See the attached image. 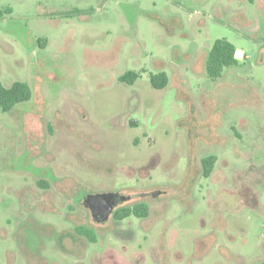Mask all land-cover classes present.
I'll use <instances>...</instances> for the list:
<instances>
[{
  "label": "rangeland",
  "instance_id": "374dc122",
  "mask_svg": "<svg viewBox=\"0 0 264 264\" xmlns=\"http://www.w3.org/2000/svg\"><path fill=\"white\" fill-rule=\"evenodd\" d=\"M219 39L240 60L210 79ZM15 82L31 98L0 108V264H264V0H0ZM104 193L147 215L97 224L81 201Z\"/></svg>",
  "mask_w": 264,
  "mask_h": 264
},
{
  "label": "trees",
  "instance_id": "16d2710c",
  "mask_svg": "<svg viewBox=\"0 0 264 264\" xmlns=\"http://www.w3.org/2000/svg\"><path fill=\"white\" fill-rule=\"evenodd\" d=\"M235 47L225 39L216 40L208 52L205 62L206 75L210 79L221 77L224 68L236 65ZM138 79V74L128 72L120 77V81L128 85L134 83ZM150 82L153 88L162 89L167 85V77L164 73L152 75ZM31 98V89L24 82H15L9 88L4 87L0 83V108L3 112L11 110L15 105L26 102ZM202 175L207 178L211 174L215 164L216 157L210 156L201 160ZM147 206L144 204L136 205L133 208H124L117 211L114 215L115 220H123L130 215L138 218H143L147 215ZM79 231L89 240H94V237L86 230L80 228Z\"/></svg>",
  "mask_w": 264,
  "mask_h": 264
},
{
  "label": "water",
  "instance_id": "95a60500",
  "mask_svg": "<svg viewBox=\"0 0 264 264\" xmlns=\"http://www.w3.org/2000/svg\"><path fill=\"white\" fill-rule=\"evenodd\" d=\"M159 192L152 194L154 198L158 197ZM130 196H123L118 193H104L96 195H88L85 198L86 207L90 208L95 215H99L98 221L105 224L113 211L116 202H126L130 200Z\"/></svg>",
  "mask_w": 264,
  "mask_h": 264
},
{
  "label": "flooded vegetation",
  "instance_id": "af4514ba",
  "mask_svg": "<svg viewBox=\"0 0 264 264\" xmlns=\"http://www.w3.org/2000/svg\"><path fill=\"white\" fill-rule=\"evenodd\" d=\"M85 198H86V196H85ZM85 198L81 201V205H82L83 209L85 210V213H86V211H87L88 214H89V216L91 217V219H92L94 222H96L97 224H102L101 222L98 221V218H99L100 216H99V215H95L97 212L95 213V212H93L90 208L86 207ZM131 199H132V198H131ZM131 199L128 200V201H126V202H123V203H122V202H119V201L116 202L115 205L113 206V211H112V213L110 214L108 220H109L111 217H114L115 213L121 209L120 207H121L123 204H125V203L131 201Z\"/></svg>",
  "mask_w": 264,
  "mask_h": 264
},
{
  "label": "crops",
  "instance_id": "0c3cea01",
  "mask_svg": "<svg viewBox=\"0 0 264 264\" xmlns=\"http://www.w3.org/2000/svg\"><path fill=\"white\" fill-rule=\"evenodd\" d=\"M235 58H236L237 61L240 60V57H239V54H238V51H237V50H236V52H235Z\"/></svg>",
  "mask_w": 264,
  "mask_h": 264
},
{
  "label": "built area",
  "instance_id": "2783aa9c",
  "mask_svg": "<svg viewBox=\"0 0 264 264\" xmlns=\"http://www.w3.org/2000/svg\"><path fill=\"white\" fill-rule=\"evenodd\" d=\"M263 227H264V225H263Z\"/></svg>",
  "mask_w": 264,
  "mask_h": 264
}]
</instances>
